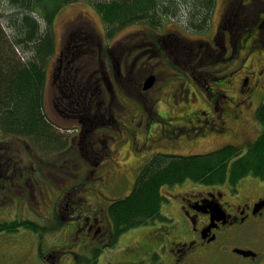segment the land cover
Returning a JSON list of instances; mask_svg holds the SVG:
<instances>
[{
  "label": "flooded vegetation",
  "instance_id": "1",
  "mask_svg": "<svg viewBox=\"0 0 264 264\" xmlns=\"http://www.w3.org/2000/svg\"><path fill=\"white\" fill-rule=\"evenodd\" d=\"M223 13L205 39L207 47L194 53L196 58L201 52L200 63L214 52L222 62L239 58L237 49L230 54L225 46V9ZM255 14V23L264 20V11ZM61 22L47 70L44 109L51 125L63 134L64 148L41 155L27 141L0 133V197L14 203V220L38 223L35 234L47 245L41 252L36 240L28 251L47 264H264V177L194 182L192 190L178 194L174 219L160 226L155 219L147 229L118 236L108 200L96 192L129 177L115 167L117 161L106 171L108 155L115 153L110 142L117 147L124 142L126 149L147 156L141 165L154 155H181L175 153L182 144L220 141L213 151L235 146L225 144V136L233 133L231 124L244 122L258 93L259 103L264 101V62L248 68V42L242 44L246 58L235 69L243 71L238 100L225 92V86L233 88L231 80L227 85L223 79L209 84L208 75L200 84L196 77L195 83L173 77L171 85L178 95L165 97L162 89L154 97L153 90L163 86L149 67H157L154 59L164 62L167 37L187 41L180 28L165 38L161 28L141 25L135 34L136 39L141 36L139 42L130 44L118 40L117 32L109 37L104 28L101 33L96 20L80 11ZM260 36L264 38V31ZM198 67L196 63L192 69ZM85 180L96 183L93 191L84 187ZM19 207L28 209L27 218Z\"/></svg>",
  "mask_w": 264,
  "mask_h": 264
},
{
  "label": "trees",
  "instance_id": "2",
  "mask_svg": "<svg viewBox=\"0 0 264 264\" xmlns=\"http://www.w3.org/2000/svg\"><path fill=\"white\" fill-rule=\"evenodd\" d=\"M80 0H0V133L20 138L34 150L47 155L64 148V139L51 125L44 109L47 64L55 39L50 25L64 4ZM110 36L134 24L159 29L175 21L183 31L201 32L210 28L216 0H89ZM252 3L255 12L264 11V1ZM262 5V6H261ZM1 6H3L1 8ZM254 12V13H255ZM261 132L242 153L227 145L206 154L152 156L140 170L131 192L112 201L108 215L116 236L157 220L165 187L186 180L219 184L226 178L236 182L244 177H264V101L255 111ZM10 204L2 201L1 204ZM0 220V232L20 228L39 230L27 219Z\"/></svg>",
  "mask_w": 264,
  "mask_h": 264
},
{
  "label": "rangeland",
  "instance_id": "3",
  "mask_svg": "<svg viewBox=\"0 0 264 264\" xmlns=\"http://www.w3.org/2000/svg\"><path fill=\"white\" fill-rule=\"evenodd\" d=\"M223 1H225V8L223 7ZM262 0H216V3L214 5V8L212 10V15L210 19V28L207 31H201V32H188L183 31L175 21H168L166 25L161 29L164 30L162 34L166 35L168 32L172 33V31H176L178 28L182 31L183 38H187L186 40L179 39L173 36L167 37L165 41V48L163 52L164 56V62L158 59H154V62L157 63V67L150 66L149 70H155V73L158 74V80L159 84H162L163 88H157L153 90V93H151L152 96H158L160 91L162 90V94L165 97L170 98L171 96L178 95V92L174 90V87H172L171 78L173 80H190V82H197V80L193 81L192 77H196L199 81L198 84H200V81L202 82L203 79L208 75V83L209 84H217V82L221 81L222 79L225 80V85L231 80L230 85L233 87L230 89L229 86H225V92L227 94H231L233 99L236 101L239 98V84H240V78L241 73L243 74V71L240 73V69L237 70L235 73L236 66L240 64V61L242 58H246V50L251 54L250 58L246 60V65L248 68L256 69L257 65H259L261 62H264V38H261L260 34L262 31H264V20L263 17L258 20L257 23L254 22V18H257L256 14H254V10L252 7V3L256 5H259ZM264 1V0H263ZM262 6V5H261ZM3 6H1L2 8ZM225 9V46L229 47V52L231 54L232 50L235 51V49L238 50V56L239 58H234L231 61L225 60V62H222L218 60V58L215 56L216 52L214 54H209L208 56H204L205 58L203 61H200V54L195 58L194 53L197 54L199 50L204 51L206 46V40L208 39V34H210L213 27H216L219 17L222 16ZM77 11L83 12L84 15L92 16L99 26V31L102 33L105 25L103 24L100 16L96 12L93 2L89 0H80V1H74L71 3L64 4L63 7L58 11V14L55 15L53 19L52 25H50V31L52 33L53 38L59 39V35L61 34V20L66 17L73 16V14ZM262 14V12H261ZM262 20V21H261ZM260 24V29L258 31V34L254 35V31L257 32L256 25L258 26ZM250 25V26H249ZM132 27V28H131ZM141 28V25L134 24L129 27H126L124 29H120L117 31V37L118 40H121L122 42H129L130 44L133 40L140 39L141 36L135 37V34H139L138 30ZM252 35V36H251ZM138 41V40H137ZM243 41L245 43L248 42L246 50H244ZM139 42V41H138ZM167 43V44H166ZM169 50L174 51L173 54L169 53ZM239 53L242 55V57L239 55ZM262 55H261V54ZM150 54V53H149ZM148 54V55H149ZM261 55V56H259ZM226 57V56H225ZM52 58L48 61L47 67L52 63ZM258 58V59H257ZM198 63L199 67L196 69H192V67ZM237 64V65H236ZM160 66V68H159ZM235 73V74H234ZM231 74H234L231 76ZM225 76V79L223 78ZM264 78V77H262ZM260 79L262 81L263 79ZM176 89L178 90L179 87L176 86ZM230 92V93H229ZM262 100V93H258L254 99V105L249 110V112L245 113L244 116V122L241 125L233 126L231 123V127L233 128V133L225 136V144L226 143H234L236 147L241 149V152L243 153L246 149V147H243L244 145H249L251 142H253L259 133L261 132V124L257 121L255 117V112L253 111L254 106L256 103H259V101ZM263 102V101H261ZM260 102V103H261ZM259 103V104H260ZM244 109V107H242ZM58 132V131H57ZM60 136L63 138V134L59 132ZM120 142H123L122 139H120ZM220 145V141L215 142H201L199 144H182L178 148L179 153L175 154H181V155H191V154H204L210 151H213L216 147ZM114 145L112 142H110V148L111 150L115 151L111 152L108 155L107 158V164L105 163L106 171H108L111 167H114V163L117 161L118 165L115 167H120L121 171L126 174L128 177V180L122 179L120 182L117 180L115 183V180H113L110 184L109 188L106 189V187H101V189H96V192L98 193V190H100V196L102 199L105 197V200L107 199L108 206L109 204L117 199H121L126 197L132 190L134 182L136 180V177L138 176L140 170L144 166L141 165L144 161V159L147 156H140L133 151L126 149L123 144ZM242 147V148H241ZM51 152V151H50ZM104 166V167H105ZM105 170V169H104ZM103 170V172H104ZM102 172V173H103ZM120 172V171H119ZM100 173H96V175H99ZM60 175H64V173H60ZM85 186V188H90L92 191L94 190L92 187L96 185L94 181L85 180L82 182ZM111 183V182H110ZM112 185V186H111ZM114 185V186H113ZM196 186L194 182L186 180L182 183L176 184L174 186L165 187L163 189V194L166 196L167 201L163 202L161 207V215L167 219L175 218V214L177 212L178 207V194H183L189 190H192L193 187ZM64 187V186H63ZM100 188V187H99ZM99 195V194H98ZM108 198H111L108 199ZM6 200V198H5ZM104 200V199H103ZM2 197H0V220L3 221L5 219H12L14 218L16 212V207L14 203L8 204H1ZM172 204V208H169V205ZM19 210H21L22 217H26L29 215L26 213L28 210L25 207H19ZM32 216L35 217L34 214ZM32 217V218H34ZM173 218V219H174ZM172 220V219H171ZM39 221V220H38ZM42 221V220H41ZM166 221H160L156 220L157 226H160L161 223H164ZM42 223V222H41ZM153 225V224H149ZM139 228V227H137ZM147 225L140 226V230L147 229ZM136 228L130 229L129 231H136L134 230ZM36 231L32 229H24L20 228L17 231H11V232H0V264H47L46 262L39 261V259L36 257L38 255L32 254V251L29 252L28 250H32L31 243L38 240V243L41 246V252L44 250V246H47L46 244L43 245V237L40 241V238L36 236ZM51 236V235H49ZM37 242V241H36ZM120 239L116 244H119ZM36 252V246L32 245ZM27 252H29L30 255L27 256ZM7 254H13L14 257L10 258ZM28 257V259H24ZM30 257V258H29ZM219 264V263H218ZM245 264V263H243Z\"/></svg>",
  "mask_w": 264,
  "mask_h": 264
},
{
  "label": "water",
  "instance_id": "4",
  "mask_svg": "<svg viewBox=\"0 0 264 264\" xmlns=\"http://www.w3.org/2000/svg\"><path fill=\"white\" fill-rule=\"evenodd\" d=\"M150 85L148 84L146 87H149ZM237 251H239V250H237ZM239 253H242V254H245V252H243V251H239Z\"/></svg>",
  "mask_w": 264,
  "mask_h": 264
}]
</instances>
